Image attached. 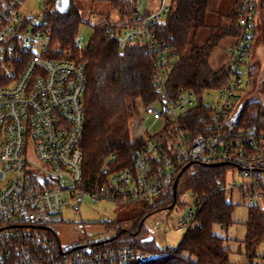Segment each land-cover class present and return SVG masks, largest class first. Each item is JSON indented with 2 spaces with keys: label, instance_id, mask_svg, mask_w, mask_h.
Returning a JSON list of instances; mask_svg holds the SVG:
<instances>
[{
  "label": "built area",
  "instance_id": "1",
  "mask_svg": "<svg viewBox=\"0 0 264 264\" xmlns=\"http://www.w3.org/2000/svg\"><path fill=\"white\" fill-rule=\"evenodd\" d=\"M29 1L0 0V182H5L0 189V264H139L163 257L129 245L69 252L61 244L52 248L41 230L63 222L66 210L78 215L86 198L153 204L190 164L238 171L241 183L226 179L223 190L242 192L249 208L264 212V105L254 97L258 72L251 64L264 0L241 1L240 36L228 49L227 79L215 101L207 99L211 93L203 98L212 112L200 122L199 133L185 122L198 108L199 96L170 86L179 58L162 31L172 0L155 5L130 0L132 21L109 32L121 49L145 48L154 64L157 98L130 123L134 138L144 141L132 168L111 174L112 156L101 170L106 179L90 191L82 189L81 149L88 63H77L71 51L52 46L45 18L50 0H34L42 6L38 15H26ZM89 26L96 27V21ZM76 46L84 43L77 40ZM253 105L256 113L245 118ZM202 205L196 199V210L179 222V230L194 224Z\"/></svg>",
  "mask_w": 264,
  "mask_h": 264
},
{
  "label": "trees",
  "instance_id": "2",
  "mask_svg": "<svg viewBox=\"0 0 264 264\" xmlns=\"http://www.w3.org/2000/svg\"><path fill=\"white\" fill-rule=\"evenodd\" d=\"M220 1L172 0L171 14L162 31V36L170 40L179 58L170 78L171 88L194 92L201 101L198 108L185 118L194 133L201 131L200 122L210 117L212 112V108L204 106L203 98L207 93L218 91L227 79L225 67L217 71L211 68V55L223 39L236 41L240 36L238 19L242 0H232L233 9L226 17V23L220 22L204 45L197 44L199 32L207 26V16L217 12ZM58 2L50 0L45 16L52 46L71 51V60L77 63H88L81 149L84 154L82 189L90 191L106 179L101 175V170L112 156H115V160L110 164L111 174L132 168L134 155L144 141L134 138L130 123L157 98L152 83L154 64L144 47L132 45L121 49L109 32V28L115 30L118 25L132 21V1L112 0L118 22L105 18L102 25L93 28V34L83 48L76 46L79 31L85 25L79 9L73 0L65 9H60ZM161 137L160 134L154 136L157 139ZM185 168L181 170L176 195L173 187L166 189L153 204H146L145 211L137 217L108 223V227L117 232L112 239L72 247L69 252L86 246L104 250L129 245L144 254H165L139 264H232L230 250L225 246L228 239L214 232L215 225L228 228L235 224L236 206L228 200V193L222 188L229 168L202 164ZM186 194L202 201V209L179 246L162 249L155 239L149 238L151 234L145 228V222L155 213L172 211ZM245 226L246 235L241 245L244 246L247 264H264V258L258 253L264 242V212L249 208ZM41 233L48 236L52 248L60 247L61 242L55 231L46 228ZM42 249L41 245L39 250Z\"/></svg>",
  "mask_w": 264,
  "mask_h": 264
},
{
  "label": "rangeland",
  "instance_id": "3",
  "mask_svg": "<svg viewBox=\"0 0 264 264\" xmlns=\"http://www.w3.org/2000/svg\"><path fill=\"white\" fill-rule=\"evenodd\" d=\"M130 1V0H127ZM157 4L158 0H152ZM74 5L79 9L85 22L79 31L78 41H82L86 46L93 34V28L89 26L91 20H95L97 26L102 25L107 17L110 21H117V10L112 5V0H73ZM144 9V7H143ZM233 9L232 0H221L216 13H211L206 19V28L199 32L197 39L198 45H204L220 23H226V17ZM42 6L34 0H30L25 7L26 15L40 14ZM262 10L261 23L257 26L255 40V60L257 61L258 72L263 70L261 79H264V8ZM232 38L223 39L219 46L214 49L210 66L213 70L224 68L228 57V49L233 43ZM218 98V92L214 91L207 97L210 101ZM259 103L264 105V92L258 96ZM256 113L255 106H250L245 112V118ZM146 128L151 127V123L145 124ZM227 182L230 184H240V174L234 169L228 170ZM5 186V182H0V189ZM227 198L235 206L234 222L231 227L221 225L214 226V232L223 238L228 239L225 244L230 250V260L232 264H247L244 246L241 245L246 235V222L248 221L249 207L242 192L236 190L228 192ZM145 203L132 205H119L108 201L94 203L88 198L84 200L81 211L78 215L66 210L63 222L50 226L54 230L65 248L79 247L88 245L89 242H99L110 240L116 235L113 228L108 227L111 222H124L137 217L145 211ZM191 210H196V199L191 194H186L180 200V204L172 211H161L147 218L145 228L150 232V239H155L157 245L162 248H176L179 246L186 229L179 230V222L186 219ZM242 247V248H241ZM88 250H92L91 247ZM259 256L264 258V242L259 248Z\"/></svg>",
  "mask_w": 264,
  "mask_h": 264
},
{
  "label": "crops",
  "instance_id": "4",
  "mask_svg": "<svg viewBox=\"0 0 264 264\" xmlns=\"http://www.w3.org/2000/svg\"><path fill=\"white\" fill-rule=\"evenodd\" d=\"M117 17H118V16H117ZM262 20H263V19L260 17L259 20L257 21V26L259 25V23L262 22ZM116 22H118V20H117ZM234 43H235V40H233V43L230 45V47H231ZM255 52H256V50H255V46H254V53H253V56H252V58H251V64H252V66L255 67L256 71L258 72L257 61L255 60V57H254V56H255ZM228 60H229V56L227 57V61H226L225 65L227 64ZM224 67H225V66H224ZM262 72H263V70L260 69L259 72H258V75H257V81H256V93H255V95H254V97H255L256 99L258 98V96H260L261 93H263V92H261V91H262V89H264V79H261Z\"/></svg>",
  "mask_w": 264,
  "mask_h": 264
},
{
  "label": "water",
  "instance_id": "5",
  "mask_svg": "<svg viewBox=\"0 0 264 264\" xmlns=\"http://www.w3.org/2000/svg\"><path fill=\"white\" fill-rule=\"evenodd\" d=\"M70 1L71 0H59L58 7L60 9H65V8H67L69 6ZM190 166H191V164L187 165L185 169L189 168ZM206 166L207 167H218V166H221V165H206ZM180 178H181V175L176 179L175 183L173 184V191H174L175 195H176L177 190H178Z\"/></svg>",
  "mask_w": 264,
  "mask_h": 264
}]
</instances>
